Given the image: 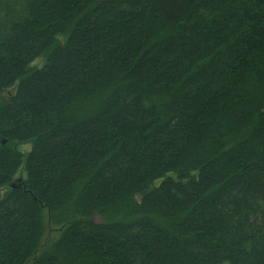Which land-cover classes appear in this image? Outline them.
<instances>
[{"label":"trees","instance_id":"obj_1","mask_svg":"<svg viewBox=\"0 0 264 264\" xmlns=\"http://www.w3.org/2000/svg\"><path fill=\"white\" fill-rule=\"evenodd\" d=\"M0 264H264V0H0Z\"/></svg>","mask_w":264,"mask_h":264},{"label":"rangeland","instance_id":"obj_2","mask_svg":"<svg viewBox=\"0 0 264 264\" xmlns=\"http://www.w3.org/2000/svg\"><path fill=\"white\" fill-rule=\"evenodd\" d=\"M43 63H44V58L41 57V58H38V59L33 63V65L42 66ZM19 149H20L21 151L27 153V152L31 149V144L20 145V146H19ZM3 191H4V189H3ZM3 191H2V192H3Z\"/></svg>","mask_w":264,"mask_h":264}]
</instances>
